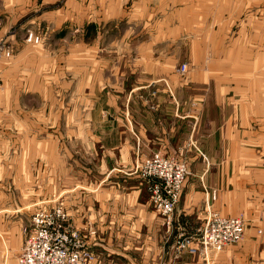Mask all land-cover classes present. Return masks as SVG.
Masks as SVG:
<instances>
[{
    "label": "crops",
    "instance_id": "obj_1",
    "mask_svg": "<svg viewBox=\"0 0 264 264\" xmlns=\"http://www.w3.org/2000/svg\"><path fill=\"white\" fill-rule=\"evenodd\" d=\"M75 1L0 0V40L15 50L9 60L0 58V264H15L32 207H54L58 197L72 227L90 241L94 264H264V160L249 147L263 153V92L258 97L236 74L224 83L222 75L203 69L180 75L174 57L142 52L151 44L135 45V36L119 57L125 43L120 46L123 36L111 39L120 31L115 19L121 18L123 29L129 25L127 33L145 29L123 21L130 0H100V9L87 12H75ZM72 30L81 33L78 42ZM263 32L261 27L260 45ZM108 48L117 50L116 57L105 54ZM76 52L85 57H74L73 72ZM72 81L80 85L76 94ZM61 109L80 117L65 127L74 123L84 130L79 151L72 150L69 187L60 180L61 161L71 160L61 137L25 132L40 128L36 115ZM156 152L192 162L170 226L150 210L135 170ZM258 157L262 164L243 169ZM225 204L260 224L262 236L247 231L239 244L220 252L200 249L175 257L177 236L192 234Z\"/></svg>",
    "mask_w": 264,
    "mask_h": 264
},
{
    "label": "rangeland",
    "instance_id": "obj_2",
    "mask_svg": "<svg viewBox=\"0 0 264 264\" xmlns=\"http://www.w3.org/2000/svg\"><path fill=\"white\" fill-rule=\"evenodd\" d=\"M264 0H130L125 1V9L123 21L137 23L141 28L140 32L132 33L129 31V25L123 29L121 18H117L114 21V24H118L120 28L117 33H114L111 39H115L116 36H119V39L124 37L120 46L124 43V48L119 49V57L121 55L126 56L128 50H130L132 44L131 41L133 36H135V45L139 41L142 46L145 44H151L150 49L146 47H141L142 52H149L153 50L155 53H161L162 59H167L168 57H174L178 64L186 65V73L191 71H199L203 69V73L208 71L214 74H220L222 83L227 80L229 77H232L236 74V79L247 82L248 87H250L255 95L258 97L263 92L264 95V44L260 45V30L261 27L264 31ZM139 4V5H138ZM86 6H88L86 10ZM103 4L100 3V0H76L74 3L75 12H87L90 10V7H93L95 11L100 9ZM138 6V7H136ZM263 9V10H262ZM131 10H138V12H130ZM103 12V11H101ZM79 15V14H78ZM0 20V26L1 24ZM130 23V24H131ZM253 27V28H252ZM124 30V33L121 31ZM83 34V33H82ZM79 35L81 33L74 32L72 30V41H79ZM264 35V32H263ZM2 41V40H0ZM6 45V42H2ZM12 47V45L9 43ZM73 45V44H72ZM13 51V47L11 48ZM115 48L106 49V55L114 56L117 55L116 52H112ZM134 50L133 57H136L138 48ZM132 50V51H133ZM80 51V50H79ZM131 51V52H132ZM67 51H64L63 56H66ZM13 57V53L11 58ZM74 57H85V53L76 52L72 56V71L77 72L73 69L76 60ZM6 58V57H3ZM10 58V59H11ZM1 60V59H0ZM6 60H9L6 59ZM205 61V62H202ZM182 62H187L182 63ZM66 64L69 66V60H66ZM236 64V66H235ZM178 65V68L179 66ZM230 66L231 69H230ZM82 68H84L82 66ZM230 69V70H229ZM178 71V70H177ZM66 88V87H65ZM80 85L78 81H72V93H78ZM257 91V92H256ZM65 92V91H64ZM63 92V93H64ZM73 98V102H76V98ZM264 99V98H263ZM67 102V101H66ZM256 103V102H254ZM258 106L259 104L256 103ZM20 116V114H16ZM36 122H39L41 125L40 128H29L27 136H37L40 138L46 137H61V149L62 152L65 149L66 152H69L71 155L70 162L68 160L61 161V173L62 176L60 180L64 181V186L69 187V183L72 184V150L77 153L79 148L77 144H81V140L84 137L83 129H74L75 124L72 123V128L65 127V122H76L79 120L78 113H66L61 109L60 112L52 113L45 112L36 115ZM23 119L25 122L26 116ZM61 122V127H56V124ZM28 123V122H27ZM29 124V123H28ZM54 125L52 128L51 125ZM260 123H258V128L260 129ZM19 130L13 129V135L16 136ZM31 131V132H29ZM263 131H264V113H263ZM78 135L80 138L78 139ZM20 136V135H19ZM73 136V140L70 145L66 143V140ZM76 137V138H75ZM64 142V144H63ZM260 140L258 141V143ZM263 153L257 152L260 148H256L255 145L249 146L252 153L257 155H262L264 160V133H263ZM226 149L228 147L226 146ZM95 150L93 151L94 154ZM74 153V154H75ZM160 153V152H156ZM162 154V153H161ZM69 156L65 155V158ZM173 158H176L172 156ZM144 159V158H143ZM141 159V160H143ZM177 159V158H176ZM140 160V161H141ZM184 160L188 166L190 178L192 174V162L187 159ZM82 165L84 161L82 160ZM228 164V162H225ZM242 163V162H237ZM262 164L260 157H258L256 162H251L248 166L243 169H250L256 167L257 165ZM67 165H71L70 172L66 171L65 168ZM68 172V173H67ZM138 175V174H137ZM139 176V175H138ZM251 177V175L249 176ZM187 178V180H188ZM256 180L259 179L258 176L254 177ZM229 176L226 177L228 181ZM238 179V178H237ZM186 180V181H187ZM186 183V182H185ZM145 184V183H144ZM227 184V183H226ZM146 186V184H145ZM249 186H252L249 185ZM184 187V186H183ZM147 192L148 188L146 186ZM183 192V188H182ZM148 194V204L150 210L161 220H165L156 213L153 205L150 201V193ZM182 195V193H181ZM181 198V197H180ZM51 199H57L56 197H51ZM57 205H62L64 212L69 216L68 210L63 205L62 197L59 198ZM262 207V204L261 206ZM36 207H32L31 214L36 211ZM177 208V207H176ZM39 208H37L38 210ZM176 211V210H175ZM217 214L218 216L224 218H241L243 221V235L247 231H252V233L259 237L262 236L263 230L261 229L260 224H251L248 222L244 213L240 212L234 215V211L225 204L223 210H213L210 214ZM175 216V214H174ZM174 219V218H173ZM251 221V220H249ZM71 224V223H70ZM72 226V224H71ZM264 226V225H263ZM27 226L22 228V232ZM91 231V230H90ZM96 233L95 231H92ZM89 235V232H88ZM95 235V234H94ZM86 237V236H85ZM24 243V242H23ZM84 243L88 245L87 237L84 240ZM174 245V244H173ZM22 247V246H21ZM20 251V250H19ZM19 255V252L16 254V258ZM16 258L15 261H16Z\"/></svg>",
    "mask_w": 264,
    "mask_h": 264
},
{
    "label": "built area",
    "instance_id": "obj_3",
    "mask_svg": "<svg viewBox=\"0 0 264 264\" xmlns=\"http://www.w3.org/2000/svg\"><path fill=\"white\" fill-rule=\"evenodd\" d=\"M38 42V38L28 37ZM0 41V58L10 57L12 47ZM181 64L178 73H186ZM136 174L143 180L150 193V201L156 213L170 226L182 188L190 175L184 160L161 153H153L136 165ZM25 240L15 264H94L95 255L88 247L85 235L74 229L62 205L39 208L32 214L24 229ZM89 231V235L95 236ZM243 238L241 218H224L209 214L205 222L192 234H180L173 245L175 257L196 255L201 250L220 252L228 246L237 245Z\"/></svg>",
    "mask_w": 264,
    "mask_h": 264
}]
</instances>
